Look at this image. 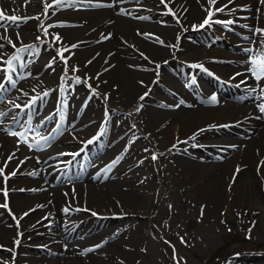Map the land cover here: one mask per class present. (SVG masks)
<instances>
[{
  "label": "bare ground",
  "instance_id": "1",
  "mask_svg": "<svg viewBox=\"0 0 264 264\" xmlns=\"http://www.w3.org/2000/svg\"><path fill=\"white\" fill-rule=\"evenodd\" d=\"M72 2L75 7L49 8L45 18L44 0H0L7 15L30 18L18 26L5 21L16 49L35 46L34 54L19 53L21 60L13 62L16 86L0 101V122L8 116L11 128L18 127L27 139L24 143L10 136L7 121L0 124V204L8 205L0 208V248L14 252L16 234L24 232L25 238L38 231L40 241L33 243L36 251L29 254L36 258L25 264H140L147 240L143 227L165 216L163 205L150 220L146 215L153 195V168L146 161L155 153L151 148L174 163L163 180L189 196L202 218L224 213L232 221L239 218L248 230L264 231L262 197L256 194L257 185L264 183V113L258 107L264 104V80L251 76L248 63L250 55L264 49V38L253 35V29H264V4L217 0L215 8L225 4L229 8L213 20L235 21L227 27L232 33L219 42L213 38L215 23L204 27L206 35L189 33L193 39L182 35L203 22L208 0H167L176 17L167 14L160 0ZM47 3L54 5L55 0ZM57 35L62 43L55 40ZM40 40L44 41L36 45ZM0 43L2 82L4 61L17 51L5 40ZM210 43L234 50H213ZM65 47L70 49L64 53L67 75L56 51ZM53 57L55 62L48 67ZM227 61L232 65L224 64ZM165 63L157 75L156 66ZM187 63L202 64L217 77ZM18 64L27 67L24 73H18ZM208 83L223 87L225 94L216 96V104L209 103L214 93ZM6 84L0 96L12 85ZM88 84L99 96L91 95ZM24 104L30 106L23 110ZM140 104L143 108L137 112ZM166 126L172 129L171 139ZM194 134L195 140L190 139ZM93 136L95 143L87 146ZM43 138H52L54 144L37 150L35 145ZM105 169H110L107 174ZM21 175L30 179L18 180ZM69 177L82 181L57 185ZM193 189L197 194L190 199ZM168 192L164 190L162 200ZM13 217L19 219V227ZM169 219L168 215L158 223ZM2 260L0 256V264Z\"/></svg>",
  "mask_w": 264,
  "mask_h": 264
},
{
  "label": "rangeland",
  "instance_id": "2",
  "mask_svg": "<svg viewBox=\"0 0 264 264\" xmlns=\"http://www.w3.org/2000/svg\"><path fill=\"white\" fill-rule=\"evenodd\" d=\"M218 28L215 34L223 36L230 32L223 26L219 25ZM190 32L184 31L183 34L186 35ZM202 44L205 45V43ZM213 48L218 50L216 47ZM222 49L227 50V52L233 51L223 46ZM161 66L160 68L163 69ZM37 68H40V66ZM159 86L162 87V85ZM13 89L14 87L9 88L5 94H8ZM215 90L210 88L211 92L219 94ZM128 118V120L132 121L130 116ZM165 129L167 137L169 139L173 138L172 129L169 126H166ZM58 138H60V135L56 136L55 140ZM150 142L154 144L153 140ZM51 144H54V140L49 141L46 146H50ZM149 147L151 146L149 145ZM159 157L162 160L161 163L157 162V160L153 161L150 156L146 157L148 165H151L153 168L151 181L152 203L146 215L150 220V217L155 216L157 209L163 205L165 211L163 212L165 213L164 217L166 218L169 215L170 219L158 223L164 219L160 215L154 220L151 219L143 227L147 240L141 247L143 255L140 259V264H234L238 262L256 264L264 260V231L255 229L249 232L248 229L244 228V222L241 223L239 218L234 217V221H232L224 213L211 219L202 218L191 205L190 200H188L189 196L184 197L174 184L172 185L170 181L165 182L163 180L175 165L170 162L169 158L165 157V153H159ZM26 179H30V177L21 175L18 178V180ZM80 181L82 179L69 177L66 180L60 179L57 185L69 186L72 183ZM257 186L256 194L261 195L262 207H264V183L262 182V185ZM164 190H169V192L168 197L162 200ZM192 193L190 199L194 198L197 194L194 189ZM239 214L242 215V212ZM35 233L33 234L34 236H26L25 238H23L24 232L16 234L20 243L18 248L13 249L14 252L0 248V256L4 258L2 260L3 263L25 264L26 261L31 262L35 259L36 257L29 255L36 251L33 243L40 241L36 238L37 234ZM181 238L184 241L183 243L181 242ZM221 253L224 254L221 256ZM244 258H246L245 261Z\"/></svg>",
  "mask_w": 264,
  "mask_h": 264
},
{
  "label": "snow or ice",
  "instance_id": "3",
  "mask_svg": "<svg viewBox=\"0 0 264 264\" xmlns=\"http://www.w3.org/2000/svg\"><path fill=\"white\" fill-rule=\"evenodd\" d=\"M160 2H161V4H164L166 8H168V13L167 14H170L173 17H176V13L170 7H168L167 0H160ZM232 2H233V0H229V4H231ZM216 3H217V0H208L209 7L204 9V11L207 13V16L205 17V19L203 20V22L200 25L194 26V29H201V28H204L206 26L207 27H211V25L213 23H215V24H223L227 28L228 25H232V24L235 23V21H233V20H227V21H221V20H218V19L217 20H213V17L217 13H223L226 8H229V4H225V5L221 6L220 8H215L214 6H215ZM260 3L264 4V0H260ZM95 6H97V7H101V6L111 7L113 5H95ZM53 7H57V8L75 7V4L72 2V0H55V3L53 5V4H48L47 0H44V13L43 14H44L45 18H47L48 9L49 8H53ZM229 11L231 12L233 10L229 9ZM139 18L140 19H146V17H139ZM28 19H30V18H28V17L22 18V17H18L16 15H7L3 9H0V28H4V34L0 35V40L7 41L8 44H10L14 49H16V44L10 39V37L7 36L8 28L5 25V21H7L8 24H16L18 26L20 22H26ZM34 19L39 20L40 17H35ZM177 23H179V19L178 18H177ZM40 26L42 28L44 27L42 23H41ZM245 27H247V26L245 25ZM44 34L45 35L48 34L47 28H44ZM253 35H259L262 38H264V29H260V28L253 29ZM107 38H109V37H105V39H107ZM17 39H19V35L18 34H17ZM37 39H39V37ZM55 40L62 43V39H61V37L59 35H57L55 37ZM157 42H159L161 44L163 43V41H160L159 38H157ZM253 43H254V41H253ZM262 43H264V40H262ZM3 47H4V44L0 43V49H2ZM72 47L75 48V47H77V45H73ZM16 51H17L16 55L12 56L7 61H4V63L7 64V70L10 73L15 71V65H14L13 62L14 61L19 62L21 60V56L19 55V53L32 52L34 54L35 53V46L34 45L26 46V47H23V48L16 49ZM65 51H70V49L69 48L57 49V55H58L59 59L61 61H63L64 65H65V75H67L68 58H66L65 55H64ZM246 51L251 54L253 52V49L249 48ZM141 55H143V53H141ZM55 59H56V57H53V61H51L49 63L48 67H52V64L55 62ZM145 59H147V57H145ZM89 63H91V61H89ZM248 63L250 64L249 72H250L251 76L254 77L257 82H260V81L264 80V49H262L261 51L257 52L255 55H250ZM20 66L23 67V64H21ZM159 67H160V65L156 66L157 75L159 74L158 73ZM190 67H192L194 69H200L201 71L206 72V73L208 72V69H206L202 64H193ZM73 71H78V69L77 68H73ZM208 74L211 75V73H208ZM237 75H240V74L237 73ZM8 80L11 82L13 87L16 86V81L12 79L11 75L8 76ZM80 82H81L80 78L76 77V83H80ZM85 83H87V82L85 81ZM87 86L91 90V95L92 96H99V93H97L96 90L94 88H92V86L90 84H88ZM2 88H3V84H0V89H2ZM253 91H255V89H253ZM261 91H264V89H261ZM44 95L46 96V95H48V93L45 92ZM147 95L148 94L145 93V96H141L140 100L143 101ZM103 99L106 102L108 97L104 96ZM34 102L35 101H33V103ZM209 103H211V104L218 103L217 98H216L215 95H213L210 98ZM15 107L18 108V107H20V105H15ZM176 107H179V105H177ZM258 107H259L260 112L264 113V104H261ZM142 108H143V104H140L139 107L137 108V112H139ZM133 127H134V125H133ZM213 127H215V125ZM223 127H227V126L225 125ZM200 131H204V130L201 129ZM8 134L10 136H13V137H19L22 142L27 143V139L25 137V133L24 132H19L18 133L16 131H10V132H8ZM195 138H196V134H194L190 139L195 140ZM49 139H51V138H43L42 142L37 141V143L35 145V148L37 150L43 148L45 145L48 144ZM92 142L93 141H89L88 143H92ZM182 143H187V141H183ZM28 147L31 149V148H33V145L32 144H28ZM173 147H175V145ZM233 147H235V146H233ZM61 155H64V154H61ZM71 155H78V153H74V154H71ZM9 159H11V157H9ZM152 159L156 160L157 157L154 155L152 157ZM109 170L110 169H105L104 170L105 174H107V172ZM238 171H239V169H237V172ZM0 175H3V170L2 169H0ZM11 175L15 176L16 173L12 172ZM31 175H36V173H32ZM8 178H9L8 176H5L4 177L5 181ZM21 191H23V189ZM7 195H8V192L6 190H4V196L7 197ZM7 207H8V205L6 203L5 204H0V208H7ZM65 211H67V209H65ZM78 211H79V209H78ZM85 211H88V210L85 209ZM202 214H203V207L201 209V215ZM24 215L27 216L28 213H25ZM92 215L95 216L97 214L95 212H93ZM13 218L16 221V226L19 227V219L15 218V217H13ZM250 231H251V229H249V232ZM249 238H251V237H249ZM181 242L182 243L184 242L182 238H181ZM14 243L16 245H19L20 241L16 240ZM0 247H2V246H0ZM9 251H12V250L9 249Z\"/></svg>",
  "mask_w": 264,
  "mask_h": 264
}]
</instances>
